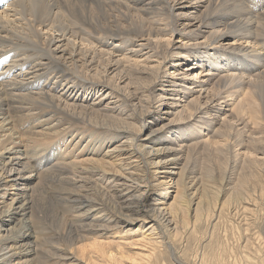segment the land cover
<instances>
[{"label":"bare ground","instance_id":"bare-ground-1","mask_svg":"<svg viewBox=\"0 0 264 264\" xmlns=\"http://www.w3.org/2000/svg\"><path fill=\"white\" fill-rule=\"evenodd\" d=\"M0 71L4 264L39 262L50 176L74 245L97 227H196L231 205L217 169L240 170L234 199L264 173V0H0ZM24 102L55 113L34 125Z\"/></svg>","mask_w":264,"mask_h":264},{"label":"rangeland","instance_id":"rangeland-1","mask_svg":"<svg viewBox=\"0 0 264 264\" xmlns=\"http://www.w3.org/2000/svg\"><path fill=\"white\" fill-rule=\"evenodd\" d=\"M115 45H119V43L115 42ZM167 61L165 62L170 64L169 56ZM9 65H11V63L7 66ZM162 70V73H164L165 69ZM15 72L18 71L12 70L9 73L15 74ZM23 73H25V71ZM163 79L164 78H162L161 81H164ZM1 81L3 80H0V82ZM127 82L128 81H126V83ZM157 85L152 95L154 100L157 97L156 94L159 93L158 89L161 84ZM123 92L126 93L122 89L120 91H108V93H112L114 97L118 95V100L121 98L119 100L120 102L127 99ZM107 101L108 100H104L103 103L105 102L106 104L108 103ZM43 104L45 107L49 108V110H34L30 106H25V102L23 103L22 108L24 110L28 108L29 113H37L33 115V117L35 116V120L31 117L33 121L30 118L32 122L26 120L25 123L29 122L35 125L37 119L41 117L38 116L39 112H41L40 115L42 114V116L45 112L46 114L49 113L50 116L55 113V111H51L52 109L47 106L49 104ZM42 105H40V107ZM28 111L25 112V114H29ZM261 117L262 123H264V106ZM170 119H172V116L167 117L165 120L169 121ZM142 126L144 127L143 133H145L148 130V125L144 124ZM82 127L85 128H81V132L88 126L83 124ZM71 131L72 137L80 132ZM58 136V141L61 140V137L65 138V136L60 133ZM57 139L55 143L58 142ZM49 150L45 154L47 157L52 154ZM200 158L203 159V162L206 160L204 159L206 156ZM207 161L208 160H206V162ZM50 166L53 165L50 164L49 167ZM229 169L227 168V171L224 170V172L222 170V172L225 173L224 177L221 176V174H223L222 172L220 173L221 169H217L214 177H217L216 180H218V183L223 182L222 184H225L223 186H227L222 189L225 191L229 190L226 199H230L231 205L228 206V208H219L216 213L217 215L215 214L213 218L208 216L205 217L196 227L194 225V220H192V226L189 229H181L179 232L174 233H168L164 230L161 231L162 234L160 236L151 234L148 229L150 224H146L144 227L142 223H133L130 224L132 228H121L119 226L118 228L106 229L97 227L94 229L96 232L86 233L81 236L72 233L70 239H72L73 242L70 241L74 245L69 244L67 241L69 238L63 237V233L61 234L60 221L63 222L61 218L63 215H68L69 211L66 210L64 214L63 205L54 201L49 187L58 185L50 176V180H44L41 184L42 188L37 192L38 204H36V209L38 208L42 211V216L47 226L45 232L42 230V234L44 233V235L40 233L42 237L39 239L44 242L46 241L47 244L43 246V250H39L40 253H36V258L39 261L38 263L36 262V264H264V173L262 174L258 170L257 175H255V177L252 176L253 178L251 177L252 179L250 178V181L246 185L245 189L249 190L247 195L252 193V197L250 196L248 198L249 201L247 200V204L243 201L247 198V195L242 199H234L235 195L237 196L238 194V188L236 186L238 181L236 179L241 176L240 170ZM238 174H240V176ZM226 175L228 178H226ZM218 178H220V180ZM42 191H45V194H42ZM54 193V197H57L58 191ZM44 198L47 201H45ZM165 198L166 197L163 196V199ZM171 199L170 197L169 199L167 198V203H170ZM43 203H46L45 206H47L45 207ZM39 206H41V209ZM107 210L111 211L109 208H107ZM156 233H159V231ZM95 243L99 244L95 245ZM108 245L111 246L110 248L112 250L106 257H103L102 249ZM58 248L62 249L64 252L60 253V250L57 251ZM2 255L3 253H0V257ZM1 260L0 258V264H4Z\"/></svg>","mask_w":264,"mask_h":264}]
</instances>
